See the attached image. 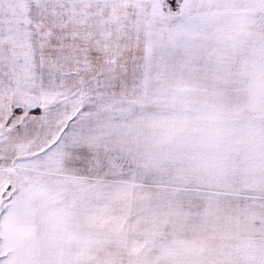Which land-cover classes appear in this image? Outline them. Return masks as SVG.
<instances>
[{
	"label": "snow or ice",
	"instance_id": "6c2138e0",
	"mask_svg": "<svg viewBox=\"0 0 264 264\" xmlns=\"http://www.w3.org/2000/svg\"><path fill=\"white\" fill-rule=\"evenodd\" d=\"M0 264H264V0H0Z\"/></svg>",
	"mask_w": 264,
	"mask_h": 264
}]
</instances>
